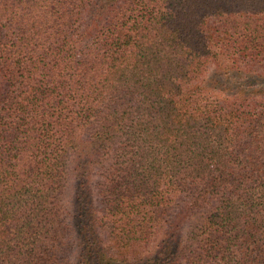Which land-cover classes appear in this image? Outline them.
Returning <instances> with one entry per match:
<instances>
[{"label": "trees", "instance_id": "1", "mask_svg": "<svg viewBox=\"0 0 264 264\" xmlns=\"http://www.w3.org/2000/svg\"><path fill=\"white\" fill-rule=\"evenodd\" d=\"M209 68L264 77V0H0V264H264V90Z\"/></svg>", "mask_w": 264, "mask_h": 264}, {"label": "rangeland", "instance_id": "2", "mask_svg": "<svg viewBox=\"0 0 264 264\" xmlns=\"http://www.w3.org/2000/svg\"><path fill=\"white\" fill-rule=\"evenodd\" d=\"M205 80L207 83H213L216 81L218 88H225V92L232 93L236 88H249L257 92V90H264V77H257L254 74L245 76L242 73L231 72L228 75H221L214 71L213 68H209L205 74ZM75 188V181H72L68 189L66 190L65 196L70 199Z\"/></svg>", "mask_w": 264, "mask_h": 264}]
</instances>
